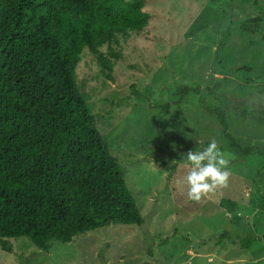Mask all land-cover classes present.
Instances as JSON below:
<instances>
[{
	"label": "rangeland",
	"instance_id": "obj_1",
	"mask_svg": "<svg viewBox=\"0 0 264 264\" xmlns=\"http://www.w3.org/2000/svg\"><path fill=\"white\" fill-rule=\"evenodd\" d=\"M142 2L148 25L99 53L84 49L75 80L144 222L48 249L12 238L0 264H264V0ZM212 140L228 154L227 182L190 200L187 153Z\"/></svg>",
	"mask_w": 264,
	"mask_h": 264
},
{
	"label": "trees",
	"instance_id": "obj_2",
	"mask_svg": "<svg viewBox=\"0 0 264 264\" xmlns=\"http://www.w3.org/2000/svg\"><path fill=\"white\" fill-rule=\"evenodd\" d=\"M143 7L142 0H0L3 250L11 252L9 240L21 236L48 249L51 240L69 242L101 227L144 222L124 167L75 80L84 49L99 53L117 35L148 25L151 14ZM109 51L118 57L113 48ZM100 58L111 68L108 56ZM210 110L229 139L224 110ZM254 241L239 243L251 247Z\"/></svg>",
	"mask_w": 264,
	"mask_h": 264
},
{
	"label": "clouds",
	"instance_id": "obj_3",
	"mask_svg": "<svg viewBox=\"0 0 264 264\" xmlns=\"http://www.w3.org/2000/svg\"><path fill=\"white\" fill-rule=\"evenodd\" d=\"M228 154L220 149L216 140L210 141L203 150L189 151L187 162L190 168L185 176L187 195L199 201L203 195L226 184L229 170Z\"/></svg>",
	"mask_w": 264,
	"mask_h": 264
}]
</instances>
